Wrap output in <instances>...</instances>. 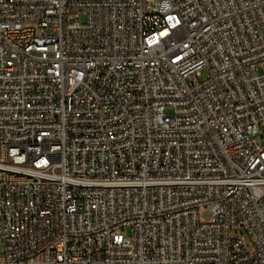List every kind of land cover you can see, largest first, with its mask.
<instances>
[{
	"label": "built area",
	"instance_id": "1",
	"mask_svg": "<svg viewBox=\"0 0 264 264\" xmlns=\"http://www.w3.org/2000/svg\"><path fill=\"white\" fill-rule=\"evenodd\" d=\"M0 264H264V0H0Z\"/></svg>",
	"mask_w": 264,
	"mask_h": 264
},
{
	"label": "rangeland",
	"instance_id": "2",
	"mask_svg": "<svg viewBox=\"0 0 264 264\" xmlns=\"http://www.w3.org/2000/svg\"><path fill=\"white\" fill-rule=\"evenodd\" d=\"M207 77H208L207 71L203 70V71H202V77L200 78V81H201V82H204V81L207 79ZM166 114H167V115H171V114H172L171 110L168 109V110L166 111ZM203 218H204L205 220H209V219H210V213H209V212H205V213L203 214Z\"/></svg>",
	"mask_w": 264,
	"mask_h": 264
}]
</instances>
